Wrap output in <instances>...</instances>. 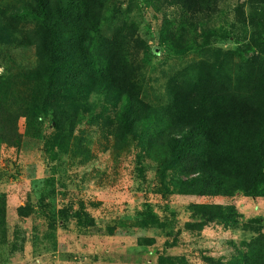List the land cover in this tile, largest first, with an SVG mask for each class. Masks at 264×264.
I'll return each instance as SVG.
<instances>
[{"label": "trees", "instance_id": "obj_1", "mask_svg": "<svg viewBox=\"0 0 264 264\" xmlns=\"http://www.w3.org/2000/svg\"><path fill=\"white\" fill-rule=\"evenodd\" d=\"M223 2L0 0V151L23 137L42 142L48 124L53 134L45 139L65 173L87 167L97 142L115 161L132 157L141 192L150 191L152 173L154 181L178 173L187 195L264 197V0H237L232 20ZM235 32L234 49L214 46ZM161 55L178 67L152 98L151 82L159 83L152 60ZM6 195L0 192V262L11 239ZM57 200L52 182L39 204L50 223L70 217ZM235 212L220 205L208 214L238 224ZM19 215L35 219L31 206ZM138 215L140 228L166 233V248L173 246L174 228L154 207ZM72 217L98 226L83 203ZM263 235L233 245L221 264H264Z\"/></svg>", "mask_w": 264, "mask_h": 264}, {"label": "rangeland", "instance_id": "obj_2", "mask_svg": "<svg viewBox=\"0 0 264 264\" xmlns=\"http://www.w3.org/2000/svg\"><path fill=\"white\" fill-rule=\"evenodd\" d=\"M236 3L237 0H224L221 5L230 11L229 20L233 19ZM143 17L152 20L149 11ZM150 23L151 32L155 33L154 20ZM146 28L147 24L143 31ZM237 36L235 32L231 40H217L214 46L234 49L238 46ZM149 42L153 44V39L149 38ZM1 59L0 73L4 65ZM176 67L178 62L166 60L164 55L152 60V77L159 80L151 82L152 98L160 95L165 74ZM19 125L23 133L22 119ZM52 134L47 124L42 142L23 137L17 147L7 144L1 148L0 192L7 194L11 239L1 253L5 256L0 264H158L159 255L165 256L166 264H221V260H230L235 252L233 245L240 247L248 237L264 234V197L236 194L230 199H208L187 195L184 187L176 183L178 173L155 181L152 173L150 191L141 192L137 190L132 157L123 155L115 161L113 153L104 152L97 142L93 148L96 157L87 167L76 173L68 168L65 173L68 166L60 162L55 147L45 139ZM52 182L58 196L57 210L66 209L70 217L55 218L50 223L42 218L39 204ZM81 203L96 218L97 227H83L72 217ZM220 205L234 208L238 224L210 220L208 211ZM25 206L34 209V220L20 217L19 209ZM148 206L154 207L156 214L174 228L172 247L166 248V233L140 228L138 214ZM254 220L259 222H251ZM247 226L252 227L248 232ZM109 229L113 230L112 235Z\"/></svg>", "mask_w": 264, "mask_h": 264}]
</instances>
